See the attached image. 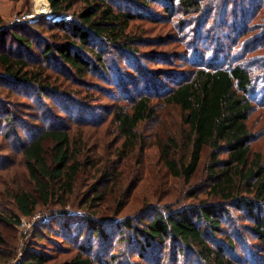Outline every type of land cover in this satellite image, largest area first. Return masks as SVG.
Listing matches in <instances>:
<instances>
[{
  "label": "trees",
  "instance_id": "obj_1",
  "mask_svg": "<svg viewBox=\"0 0 264 264\" xmlns=\"http://www.w3.org/2000/svg\"><path fill=\"white\" fill-rule=\"evenodd\" d=\"M12 1L0 0V5ZM75 1L48 0L56 15L70 13V18H43L37 21L40 29L5 25L0 7V133L18 151L31 183L8 192L17 212L0 210V221L14 225L20 215L30 216L38 208L52 211L33 235L47 229L61 238L63 245L50 238L59 250L76 249L57 264H264V151L256 143L260 132L248 123L254 108L264 110V0L226 1L224 9L231 12L221 20L233 34L226 36L227 42L211 32L216 12L208 10L194 36L188 42V34L181 38L185 48L168 59L189 67L184 64L182 71L158 75L140 61L144 39L130 31L131 21L173 24L177 19V24L189 27L188 17L203 13L206 0H78L81 6L71 12ZM152 5L161 6V11ZM220 12L222 16L224 10ZM42 30H53V36ZM202 38L203 46L198 45ZM154 59L166 62L167 56ZM45 67L78 90L53 85ZM7 94L33 102L32 115L42 124H25L8 104ZM99 96L118 103L102 105V114L97 113ZM47 97H54L57 110L67 115L66 123L56 109L41 107ZM159 101L163 108L178 111L182 126L180 140L168 129L157 142L165 166L202 196L191 191L190 198L196 200L180 207L98 218L95 208L105 201L118 175L111 167L92 172L95 163L81 157L72 123L98 126L109 111L125 147L135 149L145 145L139 131L144 124L165 122ZM2 163L0 168L6 167ZM85 171L91 178L79 209L73 197ZM198 172L203 176L194 185ZM251 238L257 242L246 244ZM4 243L0 232V252ZM34 243L14 264L50 260L51 254ZM6 253L4 262L9 264L12 253Z\"/></svg>",
  "mask_w": 264,
  "mask_h": 264
},
{
  "label": "rangeland",
  "instance_id": "obj_2",
  "mask_svg": "<svg viewBox=\"0 0 264 264\" xmlns=\"http://www.w3.org/2000/svg\"><path fill=\"white\" fill-rule=\"evenodd\" d=\"M226 1L227 0L204 1L203 13L200 12L199 14H193L188 17L191 23L189 27L186 26L183 28V25L177 24V19H175L173 24L166 22L154 23L142 18L131 21L130 31L140 35L142 39H144L143 44H141L138 49V57L140 61H143V66L149 71H157L155 72L157 73L156 75L171 69L182 71L186 68L185 66L189 67L185 62H183V65L171 64L168 62V59L176 56L179 51L185 48L181 43V38L185 36V33L188 34L185 41L188 42V40L191 39L190 36H194L193 34L195 33L194 31L197 30V26L203 23V18H205L207 11L213 8L216 12L214 20L217 23L213 20L211 32L216 34L214 36L219 37L221 41H226V38L229 39V37L233 36L230 27H225L221 20V17L225 19L231 12L229 8L228 11L224 9L227 3ZM36 2L37 0L3 2L0 7L6 16L4 24L27 25L40 29L37 25V21L43 18L47 21L60 18L67 20L70 18V13L64 16L56 15L51 10L48 0H45L46 8L44 10H39L36 6ZM244 4H248V0H244ZM80 6V2L76 0L73 3L71 12H77L76 10H78ZM151 7L153 10L155 9L157 11H161L162 8L158 5H152ZM222 9L224 13L221 16L220 11ZM49 15L52 16L49 18ZM259 22L261 23V20ZM255 29L252 32H255ZM52 32L54 31H41L42 34H47L50 38L53 36ZM205 33L206 31H204V33L202 32V36ZM227 35L229 37H226ZM178 39H180V41H178ZM204 40L205 39L202 38L198 45L203 46L206 42ZM149 53H151L153 57H148ZM202 53H205V50H202ZM161 54H165V57L167 56V59H165L166 62H162L161 59H154L157 56H161ZM37 64L36 62L35 65ZM45 68L46 72L49 73L48 77L53 85H56L64 91L70 89L78 90V85L56 76L57 72L52 68ZM46 72L42 73L47 74ZM54 76L55 78H53ZM5 99L8 100V104L13 107V110L17 112L16 114L25 124H42L37 119L38 117L32 115V112H35L32 107L34 103L28 98H19L7 94ZM41 101L43 102L41 107L48 106L56 109L57 116L63 120V124L67 122V115L57 110L54 97H47L44 100L41 99ZM154 101H156V99H154ZM95 102L99 104L96 105L98 106L96 112L101 114L102 109L100 106H106L113 102L118 103L111 97H103L102 99L101 96H99ZM119 103H123V101H119ZM158 105L159 112L163 114L164 119L166 118L165 122L156 123L155 120H152L144 124L139 131L142 136H145L142 139L145 141V145L139 146V144L135 149L128 148V145L125 147L124 138L119 137L113 129L112 116L109 111L104 114L103 121L98 126L84 127L72 123L70 127V129L74 130L72 135L80 138L81 145L78 147V150L81 157L85 159L87 157L92 158L95 163L92 172L96 170L97 174L103 172L106 167H111L116 170L115 172L118 175L117 179L114 180L115 183H113L112 186L109 185V194L105 201L98 204L95 208L98 218L112 220L114 218L134 216L141 210L147 208L164 210L167 207H180L196 200L195 198H190L189 194L191 191L195 192L198 196H202L200 190H197L195 187L191 186V184H186L182 177L172 176L165 166L157 142L167 136L166 132L168 129L174 132V135L180 140L182 126L179 125L180 119L177 110L173 111V109L163 108L160 101ZM248 123L251 129L260 132V136L256 143L257 147L264 151V110L260 111V109L254 108ZM18 128L20 127L18 126ZM44 145L47 149L50 143L45 141ZM183 153L185 154V151L179 152V154ZM0 160H3V163H7L6 167L0 168V210L10 211L11 213L17 212L12 200L8 196V192L14 191L15 188L19 187H30L31 183L27 178L21 156L18 154V151L15 152L10 142L7 140V137L3 136V133H0ZM89 176L90 173L85 171L77 179V192L73 197V205L75 208L81 209L79 205L81 204L83 191L90 182L91 177L89 178ZM202 176L203 174L198 172L196 177L193 178L192 184L197 185L201 181ZM117 206H119L118 210ZM75 208L70 209L72 213L77 212ZM51 213L52 211L48 208L41 207L35 210L30 216L20 215V221L17 224L13 225L8 222L0 221V232L5 239V250L0 252V254H3L0 256V264H6L4 258L8 255L6 253L7 251L12 253V259L9 264H14L16 261L20 260L24 248L28 245H35V243L33 244V240L39 242L40 246L37 248L51 254V258L46 264H57L69 259L76 249L73 247L72 250L70 249L71 252L70 250H59L58 246L52 243L50 238L53 237L57 242L63 245L60 237H55L52 232L47 231V229H44V232L40 234L42 237L40 235H33L34 232H36L35 226L45 221ZM46 234H48V236H46ZM252 242H257V240L251 238L246 244ZM143 264L147 263L144 262ZM169 264H171V262H169Z\"/></svg>",
  "mask_w": 264,
  "mask_h": 264
},
{
  "label": "bare ground",
  "instance_id": "obj_3",
  "mask_svg": "<svg viewBox=\"0 0 264 264\" xmlns=\"http://www.w3.org/2000/svg\"><path fill=\"white\" fill-rule=\"evenodd\" d=\"M37 8L39 9V10H44L45 8H46V2H45V0H37Z\"/></svg>",
  "mask_w": 264,
  "mask_h": 264
},
{
  "label": "built area",
  "instance_id": "obj_4",
  "mask_svg": "<svg viewBox=\"0 0 264 264\" xmlns=\"http://www.w3.org/2000/svg\"><path fill=\"white\" fill-rule=\"evenodd\" d=\"M52 15H49V18L51 17Z\"/></svg>",
  "mask_w": 264,
  "mask_h": 264
}]
</instances>
